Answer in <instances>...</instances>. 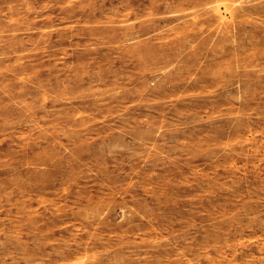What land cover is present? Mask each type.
I'll list each match as a JSON object with an SVG mask.
<instances>
[{
  "label": "rangeland",
  "instance_id": "rangeland-1",
  "mask_svg": "<svg viewBox=\"0 0 264 264\" xmlns=\"http://www.w3.org/2000/svg\"><path fill=\"white\" fill-rule=\"evenodd\" d=\"M221 1L0 0V264H264V0Z\"/></svg>",
  "mask_w": 264,
  "mask_h": 264
},
{
  "label": "bare ground",
  "instance_id": "bare-ground-1",
  "mask_svg": "<svg viewBox=\"0 0 264 264\" xmlns=\"http://www.w3.org/2000/svg\"><path fill=\"white\" fill-rule=\"evenodd\" d=\"M223 1H224V0H223ZM223 1H221L222 3H221V2H220V3L223 4ZM216 2H217V1H216ZM218 2H219V1H218ZM224 3H225V1H224ZM221 4L218 5V4L215 3L216 6H215V7H212V10H216V13H218V15L221 14V7H220ZM223 5H225V4H223ZM213 8H215V9H213ZM228 8H229V7H227L226 10H228ZM222 10H224V9L222 8ZM214 13H215V11H214ZM218 15H216V16H218ZM222 15H223V14H222ZM220 16H221V15H220ZM220 16H219V17H220ZM223 17H224V16H223ZM221 19H222V18H221Z\"/></svg>",
  "mask_w": 264,
  "mask_h": 264
}]
</instances>
